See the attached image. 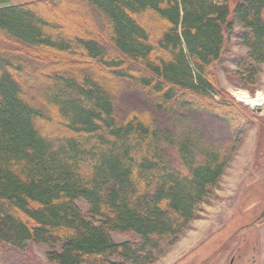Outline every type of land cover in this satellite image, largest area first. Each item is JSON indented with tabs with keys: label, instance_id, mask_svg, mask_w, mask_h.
I'll list each match as a JSON object with an SVG mask.
<instances>
[{
	"label": "trees",
	"instance_id": "trees-1",
	"mask_svg": "<svg viewBox=\"0 0 264 264\" xmlns=\"http://www.w3.org/2000/svg\"><path fill=\"white\" fill-rule=\"evenodd\" d=\"M263 63L264 0H0V264L153 263L259 121L214 69Z\"/></svg>",
	"mask_w": 264,
	"mask_h": 264
},
{
	"label": "rangeland",
	"instance_id": "rangeland-1",
	"mask_svg": "<svg viewBox=\"0 0 264 264\" xmlns=\"http://www.w3.org/2000/svg\"><path fill=\"white\" fill-rule=\"evenodd\" d=\"M230 49L236 54L247 52L238 42ZM258 69L253 86L245 83L243 72L234 66H227V72L218 68L213 72L229 97L252 112L232 92L264 97V63ZM129 100L133 102L127 96ZM141 103L134 101L133 109H140ZM253 114L259 121L242 137L212 195L199 206V218L175 242L162 247L151 264H264V102ZM75 203L82 212L88 211L82 199ZM110 237L116 243L136 239L114 232ZM4 249L6 264H54L48 262L43 244L6 241Z\"/></svg>",
	"mask_w": 264,
	"mask_h": 264
},
{
	"label": "bare ground",
	"instance_id": "bare-ground-1",
	"mask_svg": "<svg viewBox=\"0 0 264 264\" xmlns=\"http://www.w3.org/2000/svg\"><path fill=\"white\" fill-rule=\"evenodd\" d=\"M233 97L238 101L243 103L246 106L254 107V106H262L264 102V97L261 94H257L253 98H251L245 92H232Z\"/></svg>",
	"mask_w": 264,
	"mask_h": 264
},
{
	"label": "water",
	"instance_id": "water-1",
	"mask_svg": "<svg viewBox=\"0 0 264 264\" xmlns=\"http://www.w3.org/2000/svg\"><path fill=\"white\" fill-rule=\"evenodd\" d=\"M251 110L253 113H258L260 111V106L251 107Z\"/></svg>",
	"mask_w": 264,
	"mask_h": 264
},
{
	"label": "flooded vegetation",
	"instance_id": "flooded-vegetation-1",
	"mask_svg": "<svg viewBox=\"0 0 264 264\" xmlns=\"http://www.w3.org/2000/svg\"><path fill=\"white\" fill-rule=\"evenodd\" d=\"M264 211V210H263ZM231 262V261H230Z\"/></svg>",
	"mask_w": 264,
	"mask_h": 264
}]
</instances>
